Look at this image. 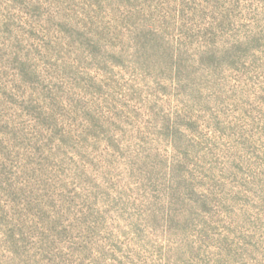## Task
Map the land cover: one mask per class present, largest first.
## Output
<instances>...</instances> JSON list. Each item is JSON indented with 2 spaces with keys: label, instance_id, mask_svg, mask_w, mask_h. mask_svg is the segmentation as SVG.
<instances>
[{
  "label": "rangeland",
  "instance_id": "374dc122",
  "mask_svg": "<svg viewBox=\"0 0 264 264\" xmlns=\"http://www.w3.org/2000/svg\"><path fill=\"white\" fill-rule=\"evenodd\" d=\"M0 264H264V0H0Z\"/></svg>",
  "mask_w": 264,
  "mask_h": 264
}]
</instances>
